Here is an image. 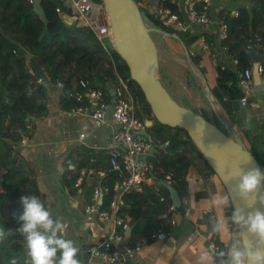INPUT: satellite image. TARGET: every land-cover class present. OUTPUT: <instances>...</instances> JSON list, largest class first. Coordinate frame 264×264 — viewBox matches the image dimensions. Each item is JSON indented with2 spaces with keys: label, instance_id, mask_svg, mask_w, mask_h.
<instances>
[{
  "label": "trees",
  "instance_id": "16d2710c",
  "mask_svg": "<svg viewBox=\"0 0 264 264\" xmlns=\"http://www.w3.org/2000/svg\"><path fill=\"white\" fill-rule=\"evenodd\" d=\"M65 1H40L47 19V33L40 39L44 23L39 15L32 11V2L0 0V228L5 231V236L0 238V264H11L13 260L17 261V264H28L24 239L17 231L20 222L15 218L22 212L20 197L36 196L49 210L45 193L38 186L34 168L21 158L18 149L21 139L33 134L35 121L48 113L46 94L48 82L54 84L57 79L63 82L59 104L62 109L70 111L76 105L68 95L72 78L87 80L90 86L101 89L106 98L111 97L110 88L117 84L118 77L125 79L134 98L137 115L141 116L138 111L140 106L144 114L153 120L151 133L167 143L165 148L156 147L151 158L160 175L165 172L173 174V187L180 198L179 210L183 209V199L188 194V177L194 165V158L213 172L183 129L162 125L153 117L140 87L130 78L128 68L115 51L113 44L106 40L104 48L89 27L79 26L75 21L67 22L63 18V15H70ZM134 1L150 4L154 0ZM238 12L237 16H231L228 12L224 15L228 24V37L223 44L228 46L238 60L234 69L228 66L220 69L214 62L212 53H205L196 48L200 35H204L212 45L218 44L210 32L201 27H196L193 32H175L190 53L192 63L205 77L212 96L220 104L228 121L236 126L244 145L251 150L259 165L264 167V134L255 133L245 120V111L241 109L239 102L243 93L237 76V71L251 65L246 45L256 42L255 35L261 38L264 46V0H250L249 5L239 7ZM145 13L152 26L167 32L174 31L161 25L154 13ZM21 49L42 66L47 81H38V75ZM210 70L214 78L209 74ZM188 74H191L190 71ZM162 83L166 85L164 81ZM189 84L194 88L200 87L191 81ZM202 99L205 107L201 109L200 114L213 122L211 115L215 114L204 92ZM213 123L225 131L218 124L217 118ZM76 151L78 159L71 156L68 162L77 170L84 167L96 170L109 169L108 156L104 151H95L87 147H80ZM107 172L106 177H98L97 180L111 190L112 183L118 175L111 170ZM77 175L78 172L71 173L63 178L69 192L73 193L79 188L74 185ZM80 186L83 187L84 183ZM84 192L87 201H90L92 186L84 188ZM204 194L202 191H196L194 198L198 199ZM110 198L111 191L104 194L101 208L107 206ZM124 201L126 206L120 209V213L129 215L131 223H135L133 232L125 238L127 243L134 245L140 236L149 237L155 231L171 230L167 218L162 215L164 204L158 201L150 188L144 187L140 192L130 190L125 193ZM213 241L217 246L216 250L224 249V242L217 238ZM151 242L153 240H148V243ZM216 264H219L218 259Z\"/></svg>",
  "mask_w": 264,
  "mask_h": 264
},
{
  "label": "built area",
  "instance_id": "2783aa9c",
  "mask_svg": "<svg viewBox=\"0 0 264 264\" xmlns=\"http://www.w3.org/2000/svg\"><path fill=\"white\" fill-rule=\"evenodd\" d=\"M29 1L32 2V0ZM137 4L143 9V16L149 24L152 23L148 21L149 18L145 12L154 13L161 25L174 30L171 32L163 30L167 34H162L163 36L176 35L175 31L193 32L196 27H201L203 30L208 29V32L215 36L218 44L212 45L204 35H200L196 48L205 53H212L213 60L220 69H225L228 61L237 65V58L228 46L223 44V41L228 37V24L224 15L228 12L231 16H237L238 9L217 13L213 0H154L150 4L144 2ZM65 5L70 10L71 20L79 26L89 27L104 45V48L106 40L112 43L109 18L103 0L100 2L66 0ZM255 38V43L246 45L247 50L263 51L264 46L261 38L257 35ZM29 71L31 72V70ZM257 71L264 86V59L258 64ZM237 76L239 87L243 93L239 102L244 105L247 93L253 86L252 65L237 71ZM54 85L62 89L63 82L57 79ZM112 92L111 97L106 98L101 89L90 86L85 79L76 78L70 80L68 92V95L76 102V105L70 110L71 113L90 119L95 128L102 126L108 117L113 125L110 132L112 145L105 148L104 151L108 156V170L116 172L118 177L113 181L111 190L108 186L95 185L90 201L84 206L86 214L93 215L102 224H111V230L102 234L97 243L89 245L87 248L90 258L99 259L107 264H117L125 255L135 254L148 240H161L167 234L166 231L159 230L152 232L149 237L140 236L139 241L134 245L125 244L126 235L124 233L132 224L129 215L120 213V209L126 206L124 201L126 192L130 190L140 192L144 187L150 188L157 196L158 201L164 204V215L171 227L177 224L180 215L178 206L172 201L168 190L162 184L164 182L173 186V174L165 172L160 175L154 162L149 160V157L143 158L151 145H154L155 148L163 145L165 148L167 143L151 133L150 128L153 123L148 126L142 115H137L136 104L125 79L118 77L117 84L112 86ZM84 136V133L79 134L80 139ZM26 139L27 137H23L21 143ZM108 170L82 168L78 171L74 185H81L92 175L97 178L106 177ZM109 191H111V198L107 206L101 208L103 196ZM100 197H102V202L99 204ZM196 232L197 230L194 229L193 233ZM192 235L188 239H192ZM208 248L217 249V246L214 241H210Z\"/></svg>",
  "mask_w": 264,
  "mask_h": 264
},
{
  "label": "crops",
  "instance_id": "0c3cea01",
  "mask_svg": "<svg viewBox=\"0 0 264 264\" xmlns=\"http://www.w3.org/2000/svg\"><path fill=\"white\" fill-rule=\"evenodd\" d=\"M213 1L217 13L239 9L250 3V0ZM159 34L165 37L166 43L170 44L174 51H184L177 39ZM250 63L252 65L251 59ZM227 66L230 69L236 68L230 61L226 62ZM209 74L214 78L212 70ZM253 87L254 85L247 93L246 103L240 104V107L245 111V120L249 127L255 133L264 134V91L256 92ZM111 89L112 87L110 92L113 94ZM60 93L61 89L54 84L46 83L48 113L35 121L33 134L27 137L25 142H20L18 149L21 158L34 168L38 186L45 193L50 212L54 219L58 218L65 226L66 238L72 239L74 243L86 244L85 248L80 249L81 264H107L99 259L90 258L87 252L89 245L97 243L102 234L111 230L110 223L102 224L93 215L84 212V206L89 202L84 188L92 186L93 189L95 185L100 184L98 178L95 175L90 176L84 182V186H77L79 188L73 193L68 191L63 178L79 171L68 162L71 156L78 159L76 153L78 148L87 147L95 151H104L112 145L110 132L113 125L108 117L102 126L95 128L90 119L62 109L59 104ZM212 101V108L219 114L218 116L233 125L213 96ZM80 133L85 134L84 138H79ZM193 163L188 177V194L183 199V209L180 210L177 224L167 231L164 239L142 244L135 254L125 255L117 264H198L201 253L209 249L210 241L217 238L224 242L225 235H217L214 225L222 218L230 216L233 208L232 205L226 208L215 207L214 198L217 194L227 192L215 173L199 163L197 158H194ZM196 191L205 194L195 199ZM194 229L197 230L196 233H193ZM132 232L133 229L130 233ZM190 235L192 239H188ZM125 244L130 245V242L127 243L125 239Z\"/></svg>",
  "mask_w": 264,
  "mask_h": 264
},
{
  "label": "water",
  "instance_id": "95a60500",
  "mask_svg": "<svg viewBox=\"0 0 264 264\" xmlns=\"http://www.w3.org/2000/svg\"><path fill=\"white\" fill-rule=\"evenodd\" d=\"M103 1L109 18L112 43L115 51L125 62L130 78L140 87L153 117L162 125L183 129L213 172L218 176L226 192L233 197L231 200L232 208L234 209L237 206L246 207L245 202L236 198V194L230 191L227 177L239 168L247 170L252 167H259L261 169H264V167L259 165L251 150L244 145L241 136L232 125L224 122L225 131H223L215 123L208 121L193 109L179 104L170 95L155 72L148 71L147 67L149 64L155 66L158 64V50L151 36V32L156 31L164 35L167 34L162 29L150 25L145 20L137 2L134 0ZM32 4V11L37 13L44 23V28L40 35L41 39L47 33V19L40 1L32 0ZM63 18L67 22H72L71 18L67 15H63ZM169 37L177 39L182 44L177 35ZM183 49L186 60L191 66V70L200 77L205 96L213 107L212 94L205 77L195 70L196 68L191 61L189 52L184 46ZM21 51L24 52L29 64L33 67L40 81H47L48 78L37 60L24 49H21ZM248 55L252 62L253 90L256 92L264 91L262 80L257 71L258 64L264 59V49L259 53L254 49H250L248 50ZM138 111L142 115L143 120L146 121V124L148 126L152 125L153 120L147 118L140 106H138ZM214 113L218 116L216 111ZM32 118L34 119V117ZM218 118L222 120L219 116ZM160 147L163 148V145ZM154 148L155 146L151 145L143 158L152 157L154 155ZM162 184L168 190L172 201L179 207L180 198L176 189L170 184L164 182ZM101 202L102 197L98 200L99 204ZM253 207L264 211V207L259 202ZM246 210L251 211L252 209L246 208ZM134 225L135 223H132L125 231L124 234L126 236L130 235Z\"/></svg>",
  "mask_w": 264,
  "mask_h": 264
},
{
  "label": "clouds",
  "instance_id": "9594fccd",
  "mask_svg": "<svg viewBox=\"0 0 264 264\" xmlns=\"http://www.w3.org/2000/svg\"><path fill=\"white\" fill-rule=\"evenodd\" d=\"M227 180L230 191L246 207H235L230 216L214 225L217 235H225V247L204 250L198 264H216L217 259L219 264H264V211L253 207L257 202L264 207V169L239 168ZM232 199L228 193L217 194L215 207H230ZM19 203L22 212L15 218L20 222L17 231L23 236L28 264H81L80 250L64 235V224L53 218L39 198L23 195ZM4 236L5 231L0 228V238Z\"/></svg>",
  "mask_w": 264,
  "mask_h": 264
},
{
  "label": "rangeland",
  "instance_id": "374dc122",
  "mask_svg": "<svg viewBox=\"0 0 264 264\" xmlns=\"http://www.w3.org/2000/svg\"><path fill=\"white\" fill-rule=\"evenodd\" d=\"M151 36L154 39L158 50V64L153 67L156 76L161 81H164L166 84L165 88L168 87V92H170L179 104L191 108L200 114L201 109L205 107V103L202 99L204 88L201 84L200 77L191 70V66L186 60L184 51H174L170 44L166 43L165 37H161L156 31H152ZM195 68L199 73V69L197 67ZM189 71L191 74H188ZM189 81L199 84L200 87H192L189 84ZM211 117L213 122H215V118H217L218 124H220L222 128H225L224 122L227 123L225 119L220 120L216 114L215 116L211 115ZM233 128L237 129L235 126ZM73 133H75V131H73ZM149 160L152 161L153 159L150 157ZM75 244L79 250L86 246V244H80V242Z\"/></svg>",
  "mask_w": 264,
  "mask_h": 264
},
{
  "label": "bare ground",
  "instance_id": "6f19581e",
  "mask_svg": "<svg viewBox=\"0 0 264 264\" xmlns=\"http://www.w3.org/2000/svg\"><path fill=\"white\" fill-rule=\"evenodd\" d=\"M153 67H155V65L149 64L147 67L148 71H150V72L153 71Z\"/></svg>",
  "mask_w": 264,
  "mask_h": 264
}]
</instances>
